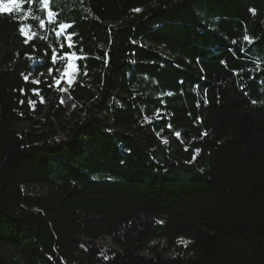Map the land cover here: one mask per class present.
<instances>
[{
  "label": "trees",
  "instance_id": "trees-1",
  "mask_svg": "<svg viewBox=\"0 0 264 264\" xmlns=\"http://www.w3.org/2000/svg\"><path fill=\"white\" fill-rule=\"evenodd\" d=\"M0 264H264V0L0 13Z\"/></svg>",
  "mask_w": 264,
  "mask_h": 264
},
{
  "label": "snow or ice",
  "instance_id": "snow-or-ice-1",
  "mask_svg": "<svg viewBox=\"0 0 264 264\" xmlns=\"http://www.w3.org/2000/svg\"><path fill=\"white\" fill-rule=\"evenodd\" d=\"M22 2H23V0H0V13L8 14V13H11L14 9L19 10V9H21ZM38 2H42L45 7H47V5H48V0H38ZM134 11H137L138 12V11H140V9H135ZM51 14L52 13L49 12V15H51ZM44 26L45 25H44L43 21H41L39 23V27L40 28H43ZM59 27H60L61 30H64L67 26L65 24H60ZM19 31H20V33L23 34L24 31H25L24 30V27L21 26L19 28ZM33 35H35V33H33ZM55 35H56L57 38H59L62 35V32H56ZM243 39L244 40H247V41H249L251 43V40H250V38L248 36H244ZM66 40L67 41H71L72 40V36L71 35H68L66 37ZM233 43H235V41H233ZM59 47H60V50L62 52L61 60H63L65 57H67L68 60H71L72 58H74V57L77 56V54L75 52H71V51H69V52H63V49L65 48V44L64 43H60ZM67 47L69 49H72L73 48V44L72 43H68L67 44ZM52 52L54 54L51 56V63L53 65H55L56 64V61H57V54H55L56 53V49L53 48L52 49ZM222 63H224V62L222 61ZM74 67L75 66L72 63H68L66 65V68L69 71L63 72L62 75H65V76H69L70 77V75H71V71L70 70L73 69ZM53 71L59 72L60 69L59 68H55L54 69L52 67H49L48 68V73L49 74H51ZM41 75H43V73ZM24 79L27 81L28 80V76H24ZM71 82L72 81L69 79V83H71ZM34 83H40V81L39 80H36V81H34ZM57 83H59V81H57ZM40 99H41V102H43V97H41ZM22 102L23 101H21V103ZM63 102H64L63 99H61V103H63ZM252 102L253 103H256V101H252ZM30 103L33 104V106L35 105V101H30ZM175 135L177 137H179L180 136V133L179 132H176ZM205 135H206V133H205ZM164 143L167 144L168 141L165 140ZM81 247H83V245H81Z\"/></svg>",
  "mask_w": 264,
  "mask_h": 264
},
{
  "label": "rangeland",
  "instance_id": "rangeland-1",
  "mask_svg": "<svg viewBox=\"0 0 264 264\" xmlns=\"http://www.w3.org/2000/svg\"><path fill=\"white\" fill-rule=\"evenodd\" d=\"M68 63H72L74 65V58H72L71 60H68L67 57H66V64H68ZM73 69L70 70L71 71L70 77L63 75L62 78L59 80V83L56 84V87L58 88V90L63 92L61 99H63L64 102L61 103V104L67 110L70 109L71 106H72V103H71V101H70V99H69V97L67 96L66 93H67V87L71 84V83H69V79L72 81V78L74 76ZM66 71H69V70L67 69ZM27 131H28L27 126H21L20 133L27 132ZM101 244L105 245L106 247H111V243L108 240H105Z\"/></svg>",
  "mask_w": 264,
  "mask_h": 264
}]
</instances>
